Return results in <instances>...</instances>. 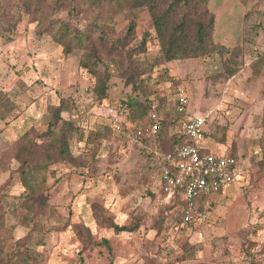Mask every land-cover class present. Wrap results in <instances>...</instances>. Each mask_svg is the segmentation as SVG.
<instances>
[{"label":"rangeland","instance_id":"obj_1","mask_svg":"<svg viewBox=\"0 0 264 264\" xmlns=\"http://www.w3.org/2000/svg\"><path fill=\"white\" fill-rule=\"evenodd\" d=\"M11 1L0 0V9L11 10ZM56 9L39 23L23 12L11 29L12 40L0 37V92L15 104L0 119V161L1 152L12 142L27 130L43 132L60 102L67 104L70 111L62 112V117L81 129V134H72L70 149L83 164L50 166L35 184L46 190L62 219L82 222L94 240L85 248L70 227L48 230L51 222L46 216L16 208L14 196L22 185L18 162L11 159L6 170L0 168V186L8 195L5 221L12 228L10 238L2 241L4 251L8 254L27 235L25 245L36 253L35 264H264V66L256 75L249 66L257 54H264V0H209L216 16L215 40L243 47L244 66L234 76L221 74L220 57L212 53L155 67L145 82L153 92L150 98L164 96L168 104H173L176 87L184 86L188 93L184 118H205L206 136L200 146L212 153L234 154L239 168L230 185L209 197L206 218L159 233L153 226L167 202L159 194L160 168L148 158L145 144L132 140L131 127L122 125L123 118L117 121L119 130L104 139L94 136L110 124L106 109L111 102L141 96L105 60L99 68L104 66L111 74L108 96L101 102L95 98L92 73L79 66L80 52L65 54L46 31L60 17L82 26L93 14L75 18L67 6ZM134 12L135 42L146 40L139 59L146 62L157 55L159 45L148 12ZM113 24L116 36H121L128 20L117 15ZM184 118L175 121L176 130ZM93 207L117 224L138 227L115 233L96 224ZM103 238L110 251L101 244Z\"/></svg>","mask_w":264,"mask_h":264},{"label":"trees","instance_id":"obj_2","mask_svg":"<svg viewBox=\"0 0 264 264\" xmlns=\"http://www.w3.org/2000/svg\"><path fill=\"white\" fill-rule=\"evenodd\" d=\"M11 4V10L0 9V37H4L6 41L12 40L11 29L23 12L30 16L31 21L37 23L54 14L58 5L67 6L75 18L80 14L89 12L93 14V17L82 26H75L66 18L60 17L46 29L47 34L62 46L65 54L80 52L79 66L92 73L94 78L92 93L98 101L101 102L108 96L111 74L106 67L99 68L105 60L113 65L126 86L131 85L132 91L139 92L138 95L141 97L120 100L126 102L129 107L123 118V126L141 125L150 111L151 99H157V111L161 118L158 138L151 141L153 145L150 146L147 145V142L151 143L150 141L141 140L147 148L148 158L155 161L154 151L170 152L183 140L184 135L182 127L179 130L174 128L175 121L178 117L181 118V115L176 113L175 100L173 104H168L164 96L149 97L153 92L145 82L152 70L173 60L204 57L212 53L219 55L221 74L226 77L234 76L244 66L241 45L227 46L215 40L216 16L209 9V0H12ZM137 9H145L148 12L154 37L159 45L157 55L146 62L139 59V55L146 50V40L143 38L135 42L134 11ZM117 15H122L128 20L127 28L121 36H116L113 24L114 16ZM249 66L253 75L258 74L264 66V54H257ZM144 75L148 76L143 77ZM14 108L13 101L5 93L0 92V119H5ZM68 111L70 107L60 102L52 112L43 132L37 134L32 130L25 131L1 152L4 159L0 161V168L6 170L11 159L18 162L16 171L20 177L22 191L14 196L16 208L24 209L32 216H46L51 222L48 230L62 231L70 227L86 248L90 247L94 240L90 229L82 222L71 224L62 219L56 207L49 203L46 190L35 184L36 177L51 170L50 166L62 162L76 166L83 164L81 158L73 156L70 149L69 141L72 134H81V129L70 119L62 117L61 113ZM261 126L264 128V106ZM112 130L114 128L110 124L104 125L101 131L94 133V136L104 139ZM131 131L134 132L132 127ZM230 156L237 158L234 154ZM156 164L161 172V165L158 162ZM159 194L167 203L162 206V211L153 226L158 233L170 227L177 228L179 225L192 223H182V200L177 194L165 193L161 183ZM6 196L8 195L4 188L0 186V264H35L36 253L25 245L27 235L18 239L8 254L2 248L3 239L10 238L12 230L5 221ZM93 216L97 225L110 228L115 233L131 232L138 227L136 223L117 224L96 207H93ZM101 244L110 251L107 239H101Z\"/></svg>","mask_w":264,"mask_h":264},{"label":"built area","instance_id":"obj_3","mask_svg":"<svg viewBox=\"0 0 264 264\" xmlns=\"http://www.w3.org/2000/svg\"><path fill=\"white\" fill-rule=\"evenodd\" d=\"M175 109L183 116L188 103V93L184 86L175 90ZM158 102L150 101V111L141 125L129 124L134 129L132 140L138 144L142 139L154 141L158 138L160 115ZM128 104L113 101L106 109V117L114 129L120 128L119 118H125ZM184 118V116H183ZM205 118L187 116L182 131L184 138L168 153L154 151L156 162L161 165L160 183L165 193L177 194L182 200V223L206 218L211 209L209 197L221 192L230 185L239 174L238 161L225 153H212L201 147L206 134L203 131Z\"/></svg>","mask_w":264,"mask_h":264}]
</instances>
